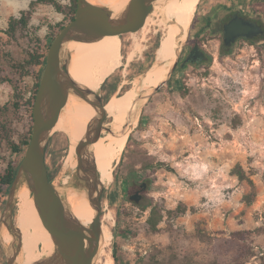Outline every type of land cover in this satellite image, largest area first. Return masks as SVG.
Segmentation results:
<instances>
[{
    "label": "rangeland",
    "instance_id": "obj_1",
    "mask_svg": "<svg viewBox=\"0 0 264 264\" xmlns=\"http://www.w3.org/2000/svg\"><path fill=\"white\" fill-rule=\"evenodd\" d=\"M31 1L1 0L0 39L5 41L4 53L15 58L23 55L22 48L5 30L10 17L19 16ZM244 1L264 22V0ZM223 3L240 4L239 0H201L193 21ZM63 18L52 5L37 4L31 31L46 38ZM165 24L169 22L157 11L138 28L125 35L119 32L123 66L111 75L117 71L115 78L122 76L123 81L115 94L126 92L125 87L154 63L162 46L153 55L151 50L166 34ZM198 27L194 25L189 41ZM204 40L211 58L177 69L145 105L140 117L145 118L144 127L138 122L128 135L114 182L105 188L101 218L112 216L105 222L112 231L108 250L114 262L117 244L123 264H237L244 255H251L244 264H264V39L241 40L228 53L221 49L219 36L207 34ZM133 50L135 56L128 62ZM94 69L99 74L100 69ZM20 80L28 98L35 79L30 75ZM113 81L99 90L103 97ZM16 99L15 86L0 82L1 104L24 129L25 112L14 108ZM54 130L46 159L55 180L72 148V134L66 124ZM5 153V143H0V154ZM126 180L148 182L140 203L129 198ZM154 205L164 214L157 231L147 224ZM238 231L245 232L243 238L234 234ZM43 248L39 241L35 250ZM1 260L6 262L0 243V264Z\"/></svg>",
    "mask_w": 264,
    "mask_h": 264
},
{
    "label": "water",
    "instance_id": "obj_2",
    "mask_svg": "<svg viewBox=\"0 0 264 264\" xmlns=\"http://www.w3.org/2000/svg\"><path fill=\"white\" fill-rule=\"evenodd\" d=\"M171 0H128L118 11L101 0H77L75 17L67 23L52 42L33 107V129L29 144L11 183L5 206L0 214V243L6 264H16L22 250V233L15 220L16 196L21 186L26 185L34 199L38 214L47 226L54 242L51 254L42 256L31 264H96L103 238L102 210L105 187L96 167L91 145L103 132L116 134L106 122L109 118L103 95L76 81L70 73L72 42L94 41L105 35L120 31L129 32L141 26L147 17ZM197 3L190 22L181 29L175 40L176 56L167 67L164 78L145 92H140L133 104L141 102L131 120L124 123V129L130 132L140 122L145 105L159 90L168 83L175 73L179 60L190 35L191 26L200 4ZM159 11V10H158ZM162 15L163 13L159 11ZM166 19V17L163 15ZM167 20V19H166ZM177 25L174 20H167ZM224 44L230 47L238 38L252 39L264 34V28L257 22L236 14L223 25ZM206 58L198 43L182 62L202 61ZM165 62L154 63L137 76L141 86L149 70L157 66L163 68ZM136 78V79H137ZM71 94L90 104L95 115L87 126L86 134L77 144L78 166L73 179L85 187L87 200L93 208V217L89 225L84 224L62 197L54 179L51 181L46 154L50 139L56 130L62 110ZM135 125V126H134ZM130 134V133H129ZM140 194L130 195L136 202ZM12 235L11 242L4 240V233Z\"/></svg>",
    "mask_w": 264,
    "mask_h": 264
},
{
    "label": "bare ground",
    "instance_id": "obj_3",
    "mask_svg": "<svg viewBox=\"0 0 264 264\" xmlns=\"http://www.w3.org/2000/svg\"><path fill=\"white\" fill-rule=\"evenodd\" d=\"M104 1L115 11L120 10L128 2V0ZM198 2L199 0H171L157 7L154 14L159 10L167 20H174L177 23V25L165 24L164 32L166 34L162 36L160 42L162 48L157 50V60L165 62V65L163 68L152 67L141 86L139 85V78L134 79L131 88L127 89L126 92L123 91L113 95L106 102L105 108L110 118L108 124L112 126L116 134L103 132L100 138L91 145L96 167L105 188L107 184L111 185L114 182L115 167L120 161L128 141L130 129H124V123L126 120H131L135 111L141 106V102L133 104V101L140 92H145L156 86L164 78L167 67L176 56V37L180 34L181 29L188 26ZM162 23H164L163 20ZM119 32H111L94 41L72 42L70 44L71 60L69 68L72 77L76 81L98 92L105 83L106 78L123 66V56L121 55L122 36ZM135 50L129 53L128 62L133 60ZM94 67L100 69L99 74L96 73ZM94 115L95 110L90 104L71 94L58 120V123L66 124L69 134H72V148L67 154L61 173L54 180V183L74 214L86 225H89L92 220L93 208L87 200L85 187L80 183L77 184L73 179V175L78 166L77 144L86 134L87 126ZM15 213L17 226L22 233V250L16 264H31L42 256L51 254L54 249V242L47 226L38 214L34 199L26 185L21 186L17 192ZM111 217L109 213L102 217L103 238L96 264L104 257L103 264H115L108 250L111 244L112 231L105 222ZM19 221H21L20 225H18ZM3 237L6 242L12 240V235L8 232H5ZM39 241L43 242L44 248L37 251L35 247Z\"/></svg>",
    "mask_w": 264,
    "mask_h": 264
},
{
    "label": "trees",
    "instance_id": "obj_4",
    "mask_svg": "<svg viewBox=\"0 0 264 264\" xmlns=\"http://www.w3.org/2000/svg\"><path fill=\"white\" fill-rule=\"evenodd\" d=\"M37 4L52 5L58 12L64 14L63 20L52 26L53 30L49 32L46 38H42L31 31L30 22ZM76 10L77 0H69L68 3H63L60 0H32L29 8L22 10L19 16L10 17L9 26L5 30L10 39L18 42L22 48L23 55L20 58H15L10 52L4 53L5 41L0 39V82L10 81L15 86L17 99L14 102V108L19 111L23 110L25 112L24 115L26 116L25 128L21 129L14 122V118H10L8 106L2 105L0 102V143H5L8 152V154H0V213L5 204L4 198L13 182L18 166L31 138L34 120V101L47 61L50 46L64 26L75 17ZM125 33L127 32H123L122 34L125 35ZM159 46L160 40L157 39L151 50V55L155 53ZM223 51L228 53L225 49ZM115 73L107 78L103 84L106 85L110 79L114 80L109 86L106 96H104L105 102L115 94L119 85L123 81L122 76H117L115 78ZM30 75L34 77L35 83L31 95L28 98H25V93L19 83L21 81L20 79ZM129 88H131V86L125 87L124 90ZM144 122L145 118L143 116L138 127H144ZM61 126L64 127V124L57 123L56 125V127ZM49 176L52 181L53 174L51 172L49 173ZM134 177L139 178V175L134 174ZM134 182L135 180H133L132 183H129L127 180L125 181L126 192H128V188H132ZM136 182L138 183L137 180ZM111 199L113 201L114 198ZM143 207L147 208L148 205H144ZM163 217L164 214L161 208L154 205L151 209L150 216L147 219V224L150 229L157 231ZM244 233V231H238L234 234L243 238ZM118 247L119 246L115 244V264H123L122 258L118 255ZM250 256L251 255H244L242 258L238 257L237 264H244L248 261ZM1 263L6 264L4 260H1Z\"/></svg>",
    "mask_w": 264,
    "mask_h": 264
},
{
    "label": "flooded vegetation",
    "instance_id": "obj_5",
    "mask_svg": "<svg viewBox=\"0 0 264 264\" xmlns=\"http://www.w3.org/2000/svg\"><path fill=\"white\" fill-rule=\"evenodd\" d=\"M236 14L242 15V16L246 17L247 19H251V20L257 22L258 24L262 25L264 28V22L261 21V18L260 17L256 18V17H258L257 15H259L260 13L258 11H254L252 9L247 10V7L245 4H230V5L226 4V3L218 4L217 6H215V8L212 12H209L208 15L207 14L204 15L201 19L197 20L196 23H195V21H193L192 26H191V30H190L189 39L184 46V51H183L182 56L179 60L177 69H179V68L185 69L189 66L200 65L202 63L207 62L211 58V53L207 49V44L204 40V37L207 34L210 36H219L221 49L222 50L225 49L228 52L233 48V46L235 44H237L241 40H248L247 38H244V37L238 38L229 48L226 47L224 44L223 25L226 22H228ZM196 24H199V27L194 34L193 40L189 41L190 36H191L193 29H194V25H196ZM252 39H264V34L259 36V37H254ZM252 39H250V40H252ZM196 43L199 44L200 49L205 53L206 58H204L202 61L187 62L185 64V66L182 67V65H181L182 62L188 56L190 51L194 48ZM177 69H176V71H177ZM50 172L51 171L49 169V173ZM148 188H149V184L147 181H141L139 183H137L135 181L133 183L132 188L130 187L128 189L129 198H130V195H135L136 193H139L141 195L140 200H139V202H136V201L135 202L140 203L142 201V199L144 198L145 193L148 190Z\"/></svg>",
    "mask_w": 264,
    "mask_h": 264
},
{
    "label": "crops",
    "instance_id": "obj_6",
    "mask_svg": "<svg viewBox=\"0 0 264 264\" xmlns=\"http://www.w3.org/2000/svg\"><path fill=\"white\" fill-rule=\"evenodd\" d=\"M252 1V0H251ZM239 2H240V4H244L246 1H244V0H239ZM246 5V7H247V10H250V5L249 4H245Z\"/></svg>",
    "mask_w": 264,
    "mask_h": 264
}]
</instances>
